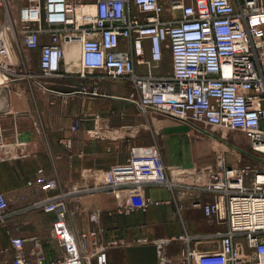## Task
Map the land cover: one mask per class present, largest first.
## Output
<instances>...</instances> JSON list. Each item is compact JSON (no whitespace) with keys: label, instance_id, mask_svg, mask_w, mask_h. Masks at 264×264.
<instances>
[{"label":"built area","instance_id":"built-area-1","mask_svg":"<svg viewBox=\"0 0 264 264\" xmlns=\"http://www.w3.org/2000/svg\"><path fill=\"white\" fill-rule=\"evenodd\" d=\"M5 6L6 0H0ZM17 20L24 47L39 51L35 84L42 86L41 80L59 73L64 44L76 40L82 75L91 71L108 80L127 78L138 111L221 133L240 132L249 140V156L264 161V0H34L19 8ZM42 33L48 36L45 43ZM164 50L170 58L168 73L161 71ZM8 53L0 36V69L8 68ZM77 128L76 121L72 129ZM105 175L113 188L172 185L158 150L143 145L131 146L126 162ZM209 176L207 188L225 196L226 228L217 234V251L196 254L187 248L183 260L264 264V168L232 166L218 153ZM26 184L43 191L57 187L41 168ZM150 203L159 202L144 198L118 210H144ZM35 204L55 214L51 235L61 255L47 260L38 239L26 252L25 240L15 236L10 240L12 264H105L106 247L117 240L104 243L97 230L76 235L67 224L63 199ZM7 206L0 192V215ZM221 209L218 199L203 205L206 215L221 216Z\"/></svg>","mask_w":264,"mask_h":264},{"label":"crops","instance_id":"crops-1","mask_svg":"<svg viewBox=\"0 0 264 264\" xmlns=\"http://www.w3.org/2000/svg\"><path fill=\"white\" fill-rule=\"evenodd\" d=\"M33 1L6 0L0 7V36L9 52L8 68L0 69V192L8 202L0 215V264H12L10 240L15 236L25 240L26 252L38 239L47 260L60 257L51 235L55 214L35 204L47 198L66 202L67 224L76 235L97 230L104 243L118 241L106 247L105 264H195L183 260L185 249L217 251V234L226 228L225 196L207 185L217 154L228 158L231 144L224 133L217 136L219 131L203 124L138 111L131 80L81 74L76 40L64 44L59 73L41 80L42 86L35 84L39 51L24 47L17 20L19 8ZM40 39L47 42V34ZM167 55L164 50L162 64ZM162 64V73H168L170 63ZM133 145L158 150L171 186L107 184L105 174L126 162ZM40 168L56 180L55 189L26 184ZM144 198L159 203L144 210H118ZM217 199L222 218L204 214L203 205Z\"/></svg>","mask_w":264,"mask_h":264},{"label":"rangeland","instance_id":"rangeland-1","mask_svg":"<svg viewBox=\"0 0 264 264\" xmlns=\"http://www.w3.org/2000/svg\"><path fill=\"white\" fill-rule=\"evenodd\" d=\"M18 27H19V24H18ZM164 63L165 64L170 63L169 55L166 56L162 64V67ZM221 134L223 133L218 132L215 135L220 136ZM223 136H224V139L229 141L231 144L230 148L228 147L229 150L227 151L228 158L224 156L225 162L227 164H230L232 166H238V167L249 165L251 168L253 167L258 168V169L264 168V161H260V160H257L249 156V154L253 152L250 149L249 140L242 133L228 131V132H224Z\"/></svg>","mask_w":264,"mask_h":264}]
</instances>
